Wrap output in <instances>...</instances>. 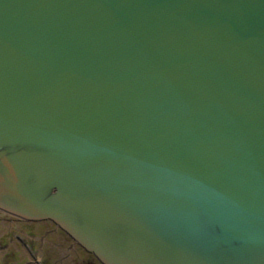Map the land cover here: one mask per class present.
I'll list each match as a JSON object with an SVG mask.
<instances>
[{
  "label": "water",
  "instance_id": "water-1",
  "mask_svg": "<svg viewBox=\"0 0 264 264\" xmlns=\"http://www.w3.org/2000/svg\"><path fill=\"white\" fill-rule=\"evenodd\" d=\"M0 210L100 264H264V0H0Z\"/></svg>",
  "mask_w": 264,
  "mask_h": 264
},
{
  "label": "flooded vegetation",
  "instance_id": "flooded-vegetation-1",
  "mask_svg": "<svg viewBox=\"0 0 264 264\" xmlns=\"http://www.w3.org/2000/svg\"><path fill=\"white\" fill-rule=\"evenodd\" d=\"M76 247L83 250L48 220H24L0 210V264H94L92 254L83 250L89 255L83 258Z\"/></svg>",
  "mask_w": 264,
  "mask_h": 264
},
{
  "label": "rangeland",
  "instance_id": "rangeland-1",
  "mask_svg": "<svg viewBox=\"0 0 264 264\" xmlns=\"http://www.w3.org/2000/svg\"><path fill=\"white\" fill-rule=\"evenodd\" d=\"M41 224H43V222H41V223H39L38 225H41ZM47 224H48V222H47ZM35 226V225H34ZM48 226H49V224H48ZM56 233H59V231L57 230V232ZM64 237H65V235H63ZM69 240V239H68ZM77 248V250L75 251V253L77 252L80 256H82L83 258H86V257H89V255L85 252V251H83V250H80L78 247H76ZM94 264H100L99 262H97L95 259H94Z\"/></svg>",
  "mask_w": 264,
  "mask_h": 264
},
{
  "label": "bare ground",
  "instance_id": "bare-ground-1",
  "mask_svg": "<svg viewBox=\"0 0 264 264\" xmlns=\"http://www.w3.org/2000/svg\"><path fill=\"white\" fill-rule=\"evenodd\" d=\"M45 220H48V219H45ZM48 221H50V220H48ZM50 222H52V221H50ZM53 223V222H52ZM54 224V223H53ZM59 228V227H58ZM60 229V228H59ZM64 232V231H63Z\"/></svg>",
  "mask_w": 264,
  "mask_h": 264
}]
</instances>
